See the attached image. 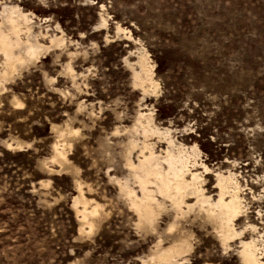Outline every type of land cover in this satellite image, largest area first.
<instances>
[{"label": "rangeland", "instance_id": "rangeland-1", "mask_svg": "<svg viewBox=\"0 0 264 264\" xmlns=\"http://www.w3.org/2000/svg\"><path fill=\"white\" fill-rule=\"evenodd\" d=\"M0 28L17 42L0 50V264H156L179 241L182 264H243L251 239L264 261V0H0ZM178 147L205 195L218 174L239 185L225 244L168 200L141 224L121 189Z\"/></svg>", "mask_w": 264, "mask_h": 264}, {"label": "bare ground", "instance_id": "bare-ground-1", "mask_svg": "<svg viewBox=\"0 0 264 264\" xmlns=\"http://www.w3.org/2000/svg\"><path fill=\"white\" fill-rule=\"evenodd\" d=\"M15 13L12 11V14L6 18L13 34L19 31L18 17L26 25L28 22L27 15ZM14 44L0 28V50L3 52L6 60L12 58L11 48ZM28 51L31 54L35 53L36 47L31 46L28 48ZM144 60H140L142 61V66H144ZM144 67L141 68L144 70ZM140 117L144 118L145 116L141 113ZM144 133L146 132L144 131ZM167 143L171 145L173 142L168 138ZM178 148L176 153L166 150L161 160L160 157L155 156L150 150L147 156L142 155V160H139L136 166L131 165V168L134 170L135 182L137 181L138 183L140 195H136L133 190L128 189L125 185L121 186V189L128 196L130 205L141 224L152 225L158 212L164 206L163 201L168 200L176 216L182 215L183 209L194 210L197 208V210L204 213L214 223L222 243H227L231 238L240 235L234 229L233 221L238 220L245 213L246 208L242 205L238 183L233 180L230 174L228 176L218 174L215 186L213 187L216 190V194L213 195L214 197L205 195L202 188L203 180H201L200 174L195 171L193 172L189 168V164L191 163L189 159L193 158L192 160L196 163L195 158L199 154L197 148L191 147L190 151ZM53 150L60 157H64V153L59 151L56 144L53 145ZM204 170L207 171L208 169L204 167ZM150 185H153L154 189H150ZM157 195L161 197V200L157 199ZM191 199L193 203L188 204L187 201ZM96 209L94 208V211ZM86 210L87 208L83 207V219L87 216ZM250 228L256 231L255 226H251ZM240 243L241 251H239V256L243 264H264V261H261L259 257L261 253H258L260 249H258L259 247L257 248L256 240L251 239L248 242ZM182 244L183 242L179 241L178 244L174 243V245L166 249L159 250L151 257V262L156 259L158 264H182L179 262L184 253Z\"/></svg>", "mask_w": 264, "mask_h": 264}]
</instances>
